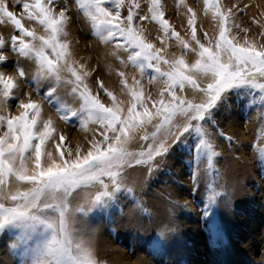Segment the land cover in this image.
<instances>
[{
	"label": "snow or ice",
	"instance_id": "obj_1",
	"mask_svg": "<svg viewBox=\"0 0 264 264\" xmlns=\"http://www.w3.org/2000/svg\"><path fill=\"white\" fill-rule=\"evenodd\" d=\"M69 3L0 0V25L9 24L14 30L9 39L0 36V68L15 69L12 74L0 70V234L15 237L11 247L19 249L22 264H100L91 239L76 225L94 209L108 207L118 193H134L126 183L128 169L145 167L150 174L159 159L183 146L197 167L204 163L211 173L220 155L209 131L215 124L214 110L233 92L251 96V104L264 108V43L250 39L249 30L234 22L242 11L239 5L203 0V13L211 16L217 33L209 37L204 32L202 41L197 13L185 0H176V6L186 8L188 39L166 18L162 0H145L144 14L140 0H74L92 34L101 44L112 46L109 55L140 74L141 79L133 77L129 83L123 71L116 73L128 97L125 107L99 79L93 92L87 83L90 72L73 59L67 39ZM143 22L158 25L162 47L147 38ZM253 24L259 25L264 37V22L253 20ZM239 32L244 33L243 41ZM173 39L182 51L168 59L165 53ZM7 51L17 59L9 61ZM188 52L195 54L194 61L186 60ZM21 60L35 65L30 78ZM146 69L153 71L148 82L162 85L155 98L142 83ZM22 83L34 86L37 94L47 84L43 99L59 119L66 124L76 121L80 130L91 133V138L85 137L86 150L77 145L73 151L53 119H45L42 103L31 92L21 94ZM61 88L72 103L58 94ZM101 90L110 104L102 101ZM138 133L142 143L132 150ZM258 136H264V127ZM189 138L190 146L182 143ZM258 158L264 163V147L258 149ZM207 187L214 203L219 193L213 183ZM210 227L218 236L214 221ZM151 243L155 250L164 245L160 237Z\"/></svg>",
	"mask_w": 264,
	"mask_h": 264
},
{
	"label": "rangeland",
	"instance_id": "obj_2",
	"mask_svg": "<svg viewBox=\"0 0 264 264\" xmlns=\"http://www.w3.org/2000/svg\"><path fill=\"white\" fill-rule=\"evenodd\" d=\"M248 1H251V0H248ZM254 1L255 2L258 1V4L260 5H261V2H263V0L262 1L254 0ZM140 2L142 4V9H143L141 14H144L147 12V4L145 3V0H140ZM185 2L188 6L192 7L193 9L197 11L201 9V11H203V0H186ZM223 2L226 7H231L233 4L239 5L242 11H239L236 13L234 22L236 24H239L243 29L249 30L250 39H255V36L257 37L259 36V34L256 35L254 26H250L251 25V22H249L250 19L247 17V15H245L246 14L245 11L247 9L241 5L243 4L241 0H223ZM162 5H163V10L166 14V18L173 25L175 30L177 32H180L178 28L179 26L178 24H180L181 16L186 13V8L183 5H181L178 9L176 6V0H162ZM69 9H70V16L72 18L71 19L72 27L76 29V33H75L76 43L82 47L83 52L86 53V56L89 58L91 63L94 65L93 66L94 72L98 76L101 77V73L104 71L105 67L101 66L100 59L97 57V53L94 51L93 46L91 44V41L95 40L99 42V40L92 34L90 30V25L86 22L82 13L77 12L74 0H70ZM12 10L19 13L18 8H13ZM124 14L126 15V10ZM76 17H78V20L75 19ZM178 18H180V20ZM212 24L215 25L213 21H212ZM6 25H9V24H6ZM200 25L197 24V26L199 27L198 33L201 32V30H203L202 28L203 26L202 25L200 26ZM143 26L145 28V35L147 36V38L151 42L155 43L157 47H160L161 43L159 39H155L153 36L151 37V34L152 35H155V34L163 35L161 31L156 30L158 25H156L154 22H143ZM212 29L209 30L210 35H212L213 32H215L216 25ZM150 30L152 32H149ZM156 31H159V32H156ZM234 31H238V30H234ZM13 32L14 30L12 28L11 33H8V32L0 33V36H3L4 38L9 39L11 34H13ZM204 32L205 30L201 32L199 36L202 35L201 37L203 38ZM90 34L92 38L90 37ZM239 36H240L241 41H243L244 33L239 32ZM170 41L171 43H173L174 39ZM259 42L264 43V40L262 41L259 40ZM6 55L8 56L9 61H15L17 59V57L13 53H11V51H7ZM113 60L116 61V59L114 58ZM109 62L112 63L111 58ZM117 62L119 63V61ZM0 70H3L8 74H12L15 71L14 67H3V68H0ZM152 74H153V71L151 69H146L145 75L142 79L144 82L142 81V83L150 85L149 94H151L155 98L156 97L155 88H154L155 84H150L148 82L149 77ZM97 79H99V77H96V81ZM99 80L101 81V79ZM33 88L34 86L28 87L22 83L21 84V94L31 92L33 99L37 101L41 100V102L44 105H46V107H49V110L51 109L53 111L54 107L49 105L43 99V91L45 90V88H41L40 94H37L33 90ZM97 88L98 87L95 88V91L97 90ZM102 99L108 102L110 101L106 97H102ZM250 100H251V96H248L246 98L243 94L238 95L236 92H233L229 94L228 96H226L223 103L217 109L214 110L213 119L215 121V124L209 127V131L211 132V134L213 133L217 136V138H214V139L212 138V140L216 146V151L219 152L220 155L215 158L214 169L211 171V173L206 172L204 163H199V166L197 167L198 162H196L193 159V156L189 152L187 147L178 146L175 149H176L177 154L179 155V158H178L179 163H181L180 164L181 172L179 171L180 175L178 174L180 180L176 178V180L174 179V181H172V179H170L171 176L169 178V172L163 171V172H159L156 175H154L155 176L153 178L154 180L153 181L151 180V182H149L150 184H154L155 186L154 185L153 186L157 188L158 187L167 188V187H170V185H173L174 186L173 190H176V188H178V191L180 190V192H182V193H179L180 198H183V200H185L186 203L189 201L187 204L190 203L189 205L192 211L190 213L191 214L190 216L192 215L197 216L194 219L195 222L193 224L190 222L186 223L184 220L182 221V219L184 218L182 219L178 218L177 223L175 221L173 222L174 227L177 226V224L178 225L180 224L181 227L183 226L186 227V228L184 227L183 228L185 229V231L189 232V235H187L189 239L188 240L184 239L182 241V239L175 238L177 234L174 230V227L172 226L173 224L172 225L168 224L166 229L167 231L171 232L170 238L164 240L163 248L160 250H155L152 247L151 242L155 238H157V236L155 235H151L150 237L143 235V236H140L141 238L138 237L137 239H133V238H131L132 240L129 239V237L125 235L127 234V232H125V230L121 226L116 227L117 221H115L116 224L113 223L114 222L113 218L115 216H118V217L124 216V213H123L124 211L122 210L125 207V203L123 199H125L128 196V194L121 192V193H118V198L115 201L111 202L114 204V209H112V211H109L108 209L102 210L103 208L100 209L102 210L101 213L104 216V221H103V226L105 227L104 232L109 236L111 240L110 244L112 243L114 244L115 246L114 250L122 252V254L126 253L125 255L129 256L130 261L131 260L134 261L140 256L142 258L144 257L145 258L144 262H146V264H264V241L259 242L257 244L258 247H257L256 252L254 253L246 252L245 250L241 249L244 245L248 243V238H249L248 235L250 234L249 233L250 229L253 232L258 231L255 234L259 235L260 238H264V163H262L258 158V149L261 147H264V136L263 138L261 137V140H260V136H258L259 143L256 141V139L254 141H249L246 139L251 135V133L253 132L252 129H254L256 126L258 129L254 130V132H259L260 129L264 127V108H262L259 103H256L255 105L251 104L249 102ZM220 107H222L223 109ZM12 111L15 112L16 109L13 107ZM225 111H227V113ZM53 113H56V112L53 111ZM234 115L238 117H235ZM59 121L62 123V120L59 119ZM231 121H232V124L230 128L231 129L238 128L237 132L234 131V133H236L237 136L233 132L229 133L225 129L227 128L228 123H231ZM61 123L60 125L63 126L64 124L63 127L65 129L69 128L70 130L68 131L70 135H68V133L65 134L66 137L68 136L66 143L69 146H71L74 151V149L76 148V141L74 139L72 140L71 135L73 134V132L74 133L76 132L81 135H83V133H81L80 129L77 128L78 125H76V121H73L67 124L68 126L66 125V127H65V123L63 124ZM221 126L224 129H222ZM221 132L224 133L223 137L219 135V133ZM238 135H240L241 138L240 136L238 137ZM226 137H231V140L227 139ZM242 137H245V138L242 139ZM182 143H186L190 146L192 141L189 138L188 140ZM231 146L232 148H230ZM87 147L88 145L84 137L83 148L87 149ZM50 148L54 150L52 145L50 146ZM218 150L223 151L222 152L223 154L221 153V151H218ZM225 152H227L229 155ZM230 155H234L235 157H240L241 160L243 157L245 158L248 157L247 158L248 162H250L251 165L253 164L252 166L249 165L251 167L249 168V175H248L249 178L247 177L246 180H243L241 185L236 184L237 187L235 186V188L240 187L239 189H242L243 193L241 191L240 192L241 196H239L237 200H234L231 202L228 200L229 197L230 199L232 198V196H230L231 193H229L230 191L228 190L226 191V189L228 188L223 186V184L219 183L216 178L220 172V164L222 162V158L228 157ZM241 162H243V160ZM250 169H251V172H250ZM223 170L225 171V169ZM147 174L149 173L147 172ZM250 174H253V175H250ZM152 175L153 174H150V176ZM194 176H195V179L193 178ZM182 179H184L185 181ZM200 179L204 181V184H205L204 190L198 189L199 188L198 184H200ZM247 179H248V182H247ZM177 180L183 186L180 183H178ZM176 181L177 183L173 184V182H176ZM209 183H213L215 185V191L219 193V195L215 197L214 203L209 201L210 189H208L207 187ZM179 184H180V187H178ZM181 186L184 188H182ZM187 187H188V190H187ZM231 189L232 187L229 190ZM152 191L153 190H151L148 193V195L156 194L155 192H152ZM183 193H185V196L183 195ZM227 193H229V195ZM220 202L222 203V206H220ZM86 216L90 218L95 217L94 211ZM90 220H97V218H91ZM213 221L215 222L216 228H218L219 230L218 236L214 234L212 228L210 227ZM169 228L172 230H170ZM151 237H152V241H151ZM0 238L2 241V246L5 249L6 255H7V251L9 252V256L7 255L8 264H22L23 257L19 254V249L11 247V245L15 241V237L11 236L8 233H2L0 234ZM127 238H128V241H127ZM178 247H181L183 250H180ZM110 251L111 249L110 250L108 249L105 253L107 254L112 253V251L111 252ZM105 253H102L101 255H104ZM99 258L97 260H99L100 264H106V260L104 259L103 256ZM0 262L3 263V254H0Z\"/></svg>",
	"mask_w": 264,
	"mask_h": 264
},
{
	"label": "bare ground",
	"instance_id": "obj_3",
	"mask_svg": "<svg viewBox=\"0 0 264 264\" xmlns=\"http://www.w3.org/2000/svg\"><path fill=\"white\" fill-rule=\"evenodd\" d=\"M241 2H243V4H241V5L247 9L245 11L246 12L245 15H247V17L250 19L249 20V22H251L250 26H254V30L256 31V35H258L260 33L261 29H260L259 25L253 24V20H258L260 22H264V3H263L264 0H263V2H261V5L258 4V1L255 2L254 0H251V1L241 0ZM245 6H247V7H245ZM195 11L197 13V24L198 25L201 24L203 26L202 27L203 30H201V28H200L201 32H203L205 30V32L208 33L209 37H214L217 33V27L215 29V32H213L212 35L209 34V30L214 28V26H215L212 24L211 16L210 15L205 16L203 11H201V9L199 11H197V10H195ZM178 19L180 20V18H178ZM243 19H244V17H243ZM178 25H179L178 28L180 31L179 32L180 35L182 37H184L185 39H188L189 36L186 33L187 13H185L184 15L181 16L180 24H178ZM156 30L161 31L159 29V27H157ZM37 31H41V30L37 28ZM153 31H155V30H153ZM159 31H156V32H159ZM6 32L11 33L12 27L9 25H6V24L0 25V33H6ZM68 32H69V35H68L67 39L71 42V50L73 53V59L75 61H77L78 63L85 65L87 70L90 72V76L88 78L87 83L92 88L93 92H95V88L98 87V85L96 83V77H99V79H101V81L104 83L105 87H107L110 91H113L116 94V96L118 97V99L125 102V107H126L128 97L126 95V92L124 90H122V86L119 83L120 77L116 73H117V71H123L125 73L128 81H129V83H131L133 77H135L136 79H141L138 70L136 68L130 66V65L128 67H124L123 65L118 63L117 60L116 61L113 60L114 57L109 55V52L113 50L112 46L111 45L105 46L104 44H101L100 42H97L94 40V41H91L93 49L97 53V57L100 59L101 66L105 67L104 71L101 73V77L98 76L94 72V70H93L94 65L91 63L89 58L86 56V53H84L82 50V47L76 43V34H75L76 29L74 27H72L71 23L69 25ZM149 32H152V31L150 30ZM201 32H199L198 34L200 35ZM152 36L155 39H158V37H161L163 35L162 34H155V35L151 34V37ZM90 37H91V34H90ZM154 38H152V39H154ZM201 39L203 41L202 37H201ZM255 39H258L260 41L264 40V38L262 36L260 37V35L258 37L255 36ZM160 47H162V45ZM193 47H195L194 44H193ZM181 51H182V49L176 44L175 40L173 43H171V41H169L168 42V50L165 53V55L168 59H172L175 56L180 55ZM119 55L126 59V56H127L126 53L120 51ZM110 58L112 59V63L109 62ZM185 58L188 62H192L195 60L196 57H195L194 53L188 52L186 54ZM21 62L23 63L22 65L24 66L25 71L28 74V76L31 77V74L34 70L35 65L31 62H25L23 60ZM143 84L145 86V92L147 94H149V86L150 85H147L145 83H143ZM46 87H47V84L42 85L41 88H46ZM160 87H162V85H160V84L154 85L155 96H157V93H158ZM66 91H67L66 89L61 88L58 90V94L62 97V99L66 100L68 103H72L71 98L66 95ZM101 92H102V90H101ZM102 94L103 93H101V99H102V97H106V96H104V94L102 96ZM187 95H189V97H191L192 93L190 90L187 92ZM102 101L105 104L111 103V101L108 102V101L103 100V99H102ZM39 102H41V100ZM42 105H43V113H44L45 119H47L48 117H51L53 119V121L55 122V125H56L58 132H62L64 135L67 134L68 131H70V130H69V128L65 129L63 127L64 122L62 121V123H61L58 119L57 114L53 113V111H55V109L53 108V111L50 109L51 110L50 111L49 107H46V105H44L43 103H42ZM73 106L78 107V104H73ZM220 108H222V107H220ZM225 112L227 113V111H225ZM235 117H238V116H235ZM233 119H235V118H233ZM60 123L63 124V126L60 125ZM231 124H232V121H231V123H228L227 128H225L226 131H228L229 133L230 132L234 133V131L237 132L238 128H236V129L230 128ZM66 125L67 124L65 123V127H66ZM76 125H77V123H76ZM235 125H236V123H235ZM92 127H95V126H92ZM77 128L79 129L78 126H77ZM222 129H224V128L222 127ZM256 129H258L257 126L254 129H252L253 132L246 139L249 141H254L256 139V141L259 143L258 132H254V130H256ZM151 130H152L151 127H149L148 131H151ZM246 130H248V129H246ZM76 131H78V130H76ZM80 132L83 133V135L78 134L76 132L75 133L73 132V134L71 136H72V140L74 139L76 141V146L80 145L83 148L84 137L87 136V137L91 138V133H85L82 130H80ZM234 134L236 135V133H234ZM68 135H70V134L68 133ZM235 135H234V137H235ZM239 136L240 135H238V137ZM261 137L263 138V136H260V140H261ZM212 138L213 139L217 138V136L212 133ZM240 138H241V136H240ZM244 138L245 137H242V139H244ZM242 142H243V140H242ZM141 143L142 142L139 140V133H138L137 139L132 142V144L130 145V148L132 150H138L140 148ZM222 145H223V143H222ZM243 145H244V143H243ZM50 146L51 145H49V150H52L50 148ZM225 148H227V147H225ZM230 148H232V146ZM83 149H86V148H83ZM74 151H75V149H74ZM218 151H221V150H218ZM222 152L223 151H221V153ZM225 153H227V152H225ZM246 154H247V152H246ZM178 158H179V155L177 154L176 149L172 150L165 158L159 159L157 161L158 167L156 168L155 171L150 173V174H153L152 176H150V174H147L148 171L145 167H136V168H131V169L127 170L126 183L128 186H131L134 189V193L132 195L128 194V196L125 199H123L124 203H125V207L122 210V211H124L123 212L124 216H122V217L115 216L113 218L114 219L113 223L116 224L115 221H117L116 227L121 226L125 230V232H127V234H125V235H127V237H129V239H131V238L137 239L138 237L143 236V235H146L148 237H150L151 235H155L157 237H160L164 241L166 239H169L170 234H171V232L167 231V229H166L168 224L172 225L174 221L177 223L178 218L179 219L184 218V219H182V221L184 220L186 223L190 222L193 224L195 222L194 219L197 216H193V215L190 216L191 215L190 213L192 212L190 209V205H189L190 203L187 204L189 201L186 203L185 200H183V198H180L179 193H182V192H180V190L178 191V188H176V190H173V187H174L173 185H170V187H167V188H162V187L157 188V187H154L155 186L154 184L149 183V182H151V180L152 181L154 180L153 179L155 177L154 175H156L159 172H163V171L169 172V178L171 176L170 179H172V181H174V179L176 180V178L179 179V175H180L179 171L181 169V165H180L181 163H179ZM247 158L243 157L242 158L243 162H241L242 160L240 159V157H235L234 155H230L228 157L222 158V162L220 164V172L218 175L216 174L217 175L216 178H217L219 183L223 184V186L228 188V189H226V191L227 190L230 191L229 192V193H231L230 196H232L231 199H230V197L228 199L230 202L237 200L239 198V196H241L240 192L242 191V189H239L240 187L235 188L236 184L241 185L243 180H246L247 177L249 178V176H248L249 175V168H251L249 165H251V164H250V162H248ZM173 168H175V169H173ZM217 169H219V168H217ZM223 169H225V171ZM221 170H222V172H221ZM250 172H251V169H250ZM177 175H178V177H177ZM250 175H253V174H250ZM182 180H184V179H182ZM177 181L173 182V184L174 183L176 184ZM167 182H168V180H167ZM247 182H248V179H247ZM178 183H180V182L178 181ZM185 183H187V182H185ZM180 184H179V186L178 185L177 186L180 187ZM188 187H187V190H188ZM198 187H199L198 189L204 190L205 184H204V181H202V179H200V184H198ZM231 187H232V189L229 190ZM169 188H171V189H169ZM182 188H184V187H182ZM151 190H153L152 192H155L157 195L154 193H153L154 195H148V193ZM170 190H172V191H170ZM229 193H227V194L229 195ZM242 193H243V191H242ZM183 195L185 196V193H183ZM117 198H118V194H117ZM152 200H154V201H152ZM139 201L141 202V204ZM73 203H76V201H73ZM220 206H222L221 202H220ZM100 209L101 208L94 209L93 211H94L95 217H91V218H97V220H90L91 219L90 217L82 216L79 218L77 225H76L78 230H80L83 233H86V235H85L86 239H91L92 246H93L94 252L96 254V258L98 259L99 257L103 256L104 259L106 260V264H146V262H144L145 261L144 257L142 258L140 256L137 259H135L134 261H132V260L130 261L129 256L125 255L126 253L122 254V252L114 250L115 249L114 244L113 243L110 244L111 240H110L109 236L104 232V229H105V227L103 226L104 216L101 213V211L104 209H108L109 211H112V209H114V204L110 202V205L108 207L103 208L102 210H100ZM90 213H88V214H90ZM257 223H258V221H257ZM113 226H114V224H113ZM172 226L174 227V224ZM175 227H174V230L177 234L175 236V238L182 239V241L184 239L185 240L189 239L187 236V235H189V232L185 231V229H184L186 227L183 226L184 227L183 228V227H181L180 224L179 225L177 224V226H175ZM170 230H172V229H170ZM256 232H258V231L253 232L250 229V232H249L250 234L248 235L249 236L248 243L241 248L242 250H245L246 252H250V253L256 252L257 247H258L257 244L259 242L264 241V238H260L259 235L255 234ZM196 237H198V236H196ZM127 241H128V238H127ZM151 241H152V237H151ZM178 248L180 250H183L181 247H178ZM108 249L109 250L111 249L112 253H110V254L105 253ZM102 253H105V254L101 255ZM0 254H3V263H1L2 261L0 263L1 264H5V263L8 264L7 255L9 256V252L7 251V255H6L5 249L2 246L1 238H0ZM99 259H101V258H99Z\"/></svg>",
	"mask_w": 264,
	"mask_h": 264
},
{
	"label": "water",
	"instance_id": "obj_4",
	"mask_svg": "<svg viewBox=\"0 0 264 264\" xmlns=\"http://www.w3.org/2000/svg\"><path fill=\"white\" fill-rule=\"evenodd\" d=\"M75 19H77L78 20V17H76ZM80 25H81V23H80ZM82 27V26H81Z\"/></svg>",
	"mask_w": 264,
	"mask_h": 264
}]
</instances>
